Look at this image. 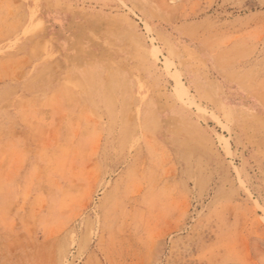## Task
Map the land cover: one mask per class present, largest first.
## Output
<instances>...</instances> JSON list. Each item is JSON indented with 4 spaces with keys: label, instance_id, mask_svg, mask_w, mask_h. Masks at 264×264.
<instances>
[{
    "label": "rangeland",
    "instance_id": "rangeland-1",
    "mask_svg": "<svg viewBox=\"0 0 264 264\" xmlns=\"http://www.w3.org/2000/svg\"><path fill=\"white\" fill-rule=\"evenodd\" d=\"M0 264H264V0H0Z\"/></svg>",
    "mask_w": 264,
    "mask_h": 264
}]
</instances>
